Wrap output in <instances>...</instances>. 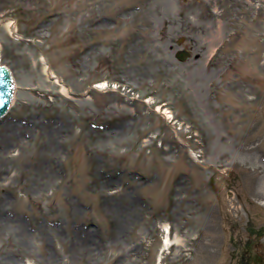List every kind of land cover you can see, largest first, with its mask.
<instances>
[{
  "label": "rangeland",
  "instance_id": "1",
  "mask_svg": "<svg viewBox=\"0 0 264 264\" xmlns=\"http://www.w3.org/2000/svg\"><path fill=\"white\" fill-rule=\"evenodd\" d=\"M0 64V264H226L211 179L264 227V0H0Z\"/></svg>",
  "mask_w": 264,
  "mask_h": 264
},
{
  "label": "flooded vegetation",
  "instance_id": "2",
  "mask_svg": "<svg viewBox=\"0 0 264 264\" xmlns=\"http://www.w3.org/2000/svg\"><path fill=\"white\" fill-rule=\"evenodd\" d=\"M214 182V179H211V198L215 203L212 210L207 209L205 204L202 203L205 198L202 190L196 191V194L199 196L198 203L200 204H198V206L199 210L202 211V215L204 214V217H211L214 211H216L222 224L220 233H222L224 237L229 236L230 240H234L233 238L235 237L237 238L236 242L238 244H235V247H229L225 250L226 252L224 254L230 257L229 262L226 264H264V247L261 245V240L264 238V227H246V236L241 235L240 231L230 232L228 228V225L231 224V216L229 215L230 209L224 206V200L218 195L220 194V190ZM201 229L203 230L204 228ZM232 243L233 241L230 242L231 245Z\"/></svg>",
  "mask_w": 264,
  "mask_h": 264
},
{
  "label": "water",
  "instance_id": "3",
  "mask_svg": "<svg viewBox=\"0 0 264 264\" xmlns=\"http://www.w3.org/2000/svg\"><path fill=\"white\" fill-rule=\"evenodd\" d=\"M190 56L189 52H179L177 58L180 61H186ZM13 97V81L10 70L0 65V118L9 110Z\"/></svg>",
  "mask_w": 264,
  "mask_h": 264
},
{
  "label": "bare ground",
  "instance_id": "4",
  "mask_svg": "<svg viewBox=\"0 0 264 264\" xmlns=\"http://www.w3.org/2000/svg\"><path fill=\"white\" fill-rule=\"evenodd\" d=\"M11 30H12L13 34L17 35V31H16V29H15L14 26H11ZM17 36H18V35H17ZM52 78L58 80V78H56V77H54V76H53ZM59 82H60V80H59ZM105 87H106V84H104V83H100V84L94 86V88H96V89H97V88H98V89H99V88H101V89H105ZM157 112H161V111H160V108L157 109ZM161 113L164 114L165 117H166L167 119L172 118V116L170 115V113H169L168 111H163V112H161ZM191 154H192L193 157H195V156L193 155V153H191ZM173 244L180 245V244H181V240H180V239H176L175 242H174ZM165 245H166V246L169 245V240H166ZM159 263H160V264H164L162 261H159Z\"/></svg>",
  "mask_w": 264,
  "mask_h": 264
}]
</instances>
